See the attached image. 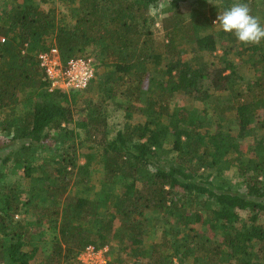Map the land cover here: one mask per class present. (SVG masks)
<instances>
[{"label":"trees","instance_id":"16d2710c","mask_svg":"<svg viewBox=\"0 0 264 264\" xmlns=\"http://www.w3.org/2000/svg\"><path fill=\"white\" fill-rule=\"evenodd\" d=\"M8 1L10 8L0 14V113L13 111L28 91L35 103L20 121L0 122L7 145L20 144L4 163L13 159L26 166L31 182L28 189L0 183V263L81 264L78 257L93 246L107 249L108 264H264V41L243 46L217 30L218 11L233 0H212L219 6L194 0L187 12L181 4L187 0H171L159 10L161 42L152 33L157 0H62L69 1L75 24L46 12L42 5L51 0ZM250 10L264 25V7ZM52 47L64 67L93 47L83 57L110 69L105 96L127 101L126 122L113 140L102 118L106 99L81 102L86 117L76 128L102 148V185L113 190L95 199L91 155L84 165L69 156L81 137L67 128L78 98L50 91L43 80L39 56ZM235 52L238 64L231 58ZM187 54L192 57L184 59ZM175 94L212 102L218 128H206L202 111L173 109ZM136 113L147 117L144 124L132 123ZM228 117L233 126L226 129ZM51 131L65 132L57 151L66 149L59 157L48 155L37 166L41 176L34 177L20 154L45 146ZM225 165L237 173L235 188L226 179L216 181ZM26 208L39 211L59 234L39 263L35 250L24 249L28 231L19 218ZM152 217L160 236L155 228L149 251L145 221Z\"/></svg>","mask_w":264,"mask_h":264},{"label":"rangeland","instance_id":"374dc122","mask_svg":"<svg viewBox=\"0 0 264 264\" xmlns=\"http://www.w3.org/2000/svg\"><path fill=\"white\" fill-rule=\"evenodd\" d=\"M1 1V0H0ZM16 1V0H14ZM171 0H157V3L152 6L151 13L152 15L156 14L155 25L152 27V33L154 37L161 42L163 40V28L161 25V19H160V11L164 8V6H168V3ZM194 0H187V2L181 3L182 9L187 12L190 11L194 6ZM210 2L215 5L219 6L221 3L219 1H212ZM244 2L247 3L249 8L255 6L256 9L263 8L264 7V0H233L234 3ZM11 1L3 0L2 3H0V14L2 10L7 6L10 8ZM78 3L76 0L75 5ZM43 9L48 11H53L58 19V21H62L63 24H75V20L73 19V15L71 13V7L69 1H62V0H51L47 4L42 5ZM160 10V11H159ZM221 11H218L220 13ZM66 17V19H65ZM51 40L49 39L47 45H51ZM93 51V47H88L84 52L79 51L78 58L84 59V54H89ZM222 51H219L220 54ZM192 56L191 54L184 55V59H190ZM232 60L235 61V63L238 64L239 56L236 54L231 56ZM200 62V61H199ZM211 62L213 60L211 59ZM242 62V61H240ZM95 63V62H94ZM95 73V78L91 81L90 85L87 87L86 90L83 91H73L68 93L70 97L76 96L78 100L76 102H72L75 106V119L74 122L67 126L68 129L75 130L76 133H80L81 137L78 139H75L76 147L75 151L71 152L69 155L70 157L77 158L78 165H84L88 162V155H91L90 161H89V167L92 172H94V179L89 182L91 188L90 196L91 198H98L101 197L104 193H110L112 192V187H106L102 185V178L104 173L103 164L101 162V153L102 148H97L96 145L89 143L86 138L83 135V132L76 128L77 122L82 118L86 117L84 111H80V106H82L81 102L84 101V98H92L97 103L100 101V98L106 99L103 104V111L104 114L102 116L103 119L107 120V125L109 129V139L113 140L117 133L123 129L124 124L126 122L125 120V112L122 108L123 104H126L127 101L118 98L117 96L113 99H109L104 94V87L106 78L108 75V71H110L109 68L105 67L103 64L98 63ZM246 77L250 78V73L245 69L244 70ZM45 83L48 85V83L45 80V77L43 79ZM49 87V85H48ZM49 90L51 91L50 87ZM108 99H107V98ZM19 102L17 104V107L12 111L11 109H5L2 113H0V122H5L6 119H9L10 122H18L26 115V113L29 111V109L34 105L35 103V94L33 91H28L25 94H20ZM170 103L172 105V108L176 107H187L189 109H195V112L199 114L201 111L203 112L205 116L206 121V128L210 130L211 132H214L218 128V124H220L221 119L219 116L214 112L213 110V104L212 102H199V101H192L187 99L181 94H175L173 97L170 98ZM85 104L82 106L81 109H85ZM147 120V117L143 115L142 113H136L133 117L132 123L133 124H144ZM224 127L230 128L233 125H231V119L228 117V121L224 123ZM233 129V128H232ZM49 140L43 146L42 148H34L31 153H21L19 160L27 159V164L31 165L33 167L34 171L32 175L34 177L41 176L40 170L37 169V166H39L41 163L46 162L48 155H53V157H59L60 154H62L66 147L62 149L59 153L57 151L60 143L57 141L60 140H66L67 135L63 131L62 134H59V132L51 131L49 132ZM8 138L4 133H2L0 129V183L5 185H16L20 189H28L30 186V180L28 177H26V173L24 171V168L26 166L24 165H17V163L10 159L8 163H4L5 159H7V156L13 152L15 149H17L20 144L15 143L12 146H8ZM250 144L253 143L251 139L248 140ZM248 144V143H247ZM26 164V165H27ZM225 172L221 175H216V181L220 182L222 179H226L230 186L232 188H235L238 186V182L240 181L237 177V173L234 169L228 170L226 168V165L224 166ZM73 181H75V177H72ZM83 187H86L84 184ZM82 188V187H81ZM78 189V186H74L73 191L75 192ZM50 204V203H48ZM57 203H51V206H56ZM43 209H51L48 207H45ZM46 212V211H44ZM48 214H51L52 211L49 210L46 212ZM19 219H22L24 222V226L27 229V233L25 236V241L28 242V245L24 248L26 251H33L35 250L36 253V260L35 263H39L40 261L45 260L52 249L53 242L59 238V234L56 230H53L49 227V225L46 222V218H41L40 212L31 208H26L23 216H21ZM41 222V223H40ZM146 228L148 230V237L145 241V249L149 250L152 247V244H154V229L157 228L159 231L158 236H160V227L155 226V220H153V217L149 220L145 221ZM85 252V250L83 251ZM82 252V253H83ZM81 253V254H82ZM81 254L78 257V261L81 264L84 263L80 258ZM144 255V253H143ZM104 260L106 261V264H108L112 260V255H107L104 253ZM142 261L149 260V256H142ZM2 264V263H0ZM72 264H75L74 262Z\"/></svg>","mask_w":264,"mask_h":264},{"label":"built area","instance_id":"2783aa9c","mask_svg":"<svg viewBox=\"0 0 264 264\" xmlns=\"http://www.w3.org/2000/svg\"><path fill=\"white\" fill-rule=\"evenodd\" d=\"M39 59L51 91L61 90L66 93L81 91L86 89L95 77L96 66L92 59H74L64 67L56 47L40 54ZM104 253H107V249L97 250L89 246L81 254L80 259L86 264H106Z\"/></svg>","mask_w":264,"mask_h":264},{"label":"clouds","instance_id":"9594fccd","mask_svg":"<svg viewBox=\"0 0 264 264\" xmlns=\"http://www.w3.org/2000/svg\"><path fill=\"white\" fill-rule=\"evenodd\" d=\"M218 31L234 35L243 46L259 45L264 41V25L259 17L251 14L247 3H234L218 13L213 21Z\"/></svg>","mask_w":264,"mask_h":264}]
</instances>
